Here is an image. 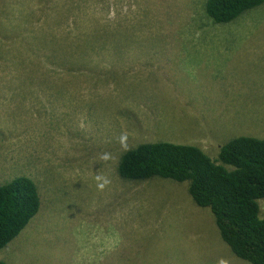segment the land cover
Masks as SVG:
<instances>
[{"label":"rangeland","instance_id":"374dc122","mask_svg":"<svg viewBox=\"0 0 264 264\" xmlns=\"http://www.w3.org/2000/svg\"><path fill=\"white\" fill-rule=\"evenodd\" d=\"M205 1L0 0V184L26 175L40 198L0 259L250 264L187 181L116 172L143 142L214 159L231 138H264V2L215 23Z\"/></svg>","mask_w":264,"mask_h":264},{"label":"trees","instance_id":"16d2710c","mask_svg":"<svg viewBox=\"0 0 264 264\" xmlns=\"http://www.w3.org/2000/svg\"><path fill=\"white\" fill-rule=\"evenodd\" d=\"M264 0H206L205 13L227 23ZM128 180L167 178L186 182L190 199L208 207L221 239L232 253L250 264H264V138L237 136L220 146L212 159L192 144L143 142L126 149L117 165ZM35 182L16 175L0 184V249L37 213ZM0 264H7L0 259Z\"/></svg>","mask_w":264,"mask_h":264},{"label":"crops","instance_id":"0c3cea01","mask_svg":"<svg viewBox=\"0 0 264 264\" xmlns=\"http://www.w3.org/2000/svg\"><path fill=\"white\" fill-rule=\"evenodd\" d=\"M197 42L198 41H184V49L189 51V50H193L196 47V46H194L196 44L203 45V46H199L198 47V48H201V47H204V46H207V45H210V44L214 43V42H207V41H206L207 43L205 42V44H204V42H199V43H197ZM187 51H185L184 53H186ZM193 58H194V56H193Z\"/></svg>","mask_w":264,"mask_h":264},{"label":"clouds","instance_id":"9594fccd","mask_svg":"<svg viewBox=\"0 0 264 264\" xmlns=\"http://www.w3.org/2000/svg\"><path fill=\"white\" fill-rule=\"evenodd\" d=\"M216 23V22H215ZM207 154V153H206ZM208 155V154H207ZM120 160V159H119ZM118 163H119V161H118ZM118 163H117V165H118ZM116 172H117V169H116ZM118 173V172H117ZM137 181H143V180H137Z\"/></svg>","mask_w":264,"mask_h":264}]
</instances>
